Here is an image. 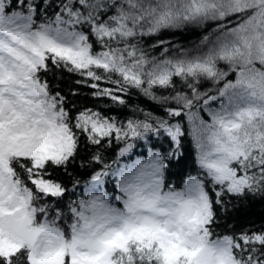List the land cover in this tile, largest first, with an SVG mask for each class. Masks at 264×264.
Returning <instances> with one entry per match:
<instances>
[{
    "label": "snow or ice",
    "instance_id": "snow-or-ice-1",
    "mask_svg": "<svg viewBox=\"0 0 264 264\" xmlns=\"http://www.w3.org/2000/svg\"><path fill=\"white\" fill-rule=\"evenodd\" d=\"M255 200L264 0H0V264H264V223L220 231Z\"/></svg>",
    "mask_w": 264,
    "mask_h": 264
},
{
    "label": "trees",
    "instance_id": "trees-1",
    "mask_svg": "<svg viewBox=\"0 0 264 264\" xmlns=\"http://www.w3.org/2000/svg\"><path fill=\"white\" fill-rule=\"evenodd\" d=\"M72 80L73 78L68 76L53 80L51 74L49 75L50 83L57 84L59 86L57 90H60L65 94H67L69 89L71 88H78L80 94L77 97L73 98L78 106L80 104L93 105L95 101H93L92 98L88 95L91 90L87 87L75 85ZM133 102L138 103L141 107H144L146 109L153 108V105L142 97L134 98ZM124 114L126 113H118V115L121 116ZM182 148L184 154L181 157V162L172 166L168 174V181L171 184L175 185L177 188L182 186V181L186 178V175L189 172L195 174L194 148L190 142V139L184 140ZM139 151H143V149H140ZM112 153L113 149H108L106 155L111 157ZM88 155H90V153L88 152L81 153L80 159L84 161L85 165L87 164L86 157ZM56 176L67 185L70 191L72 190V177L78 176V178L81 180V184L76 190L77 195H79L80 192L83 190V182L87 179L85 169L79 167V161L77 165L73 166L72 176H68L62 172L56 173ZM253 223L257 225L264 223V201L255 200L238 204L235 207H231L229 212L225 214V219L222 222V227L220 231L229 230L228 226H230L232 229L238 230Z\"/></svg>",
    "mask_w": 264,
    "mask_h": 264
}]
</instances>
